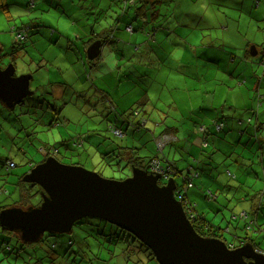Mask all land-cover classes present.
Instances as JSON below:
<instances>
[{
	"label": "rangeland",
	"instance_id": "rangeland-1",
	"mask_svg": "<svg viewBox=\"0 0 264 264\" xmlns=\"http://www.w3.org/2000/svg\"><path fill=\"white\" fill-rule=\"evenodd\" d=\"M32 1L6 0L10 19L0 10V65L5 67L13 63L15 75L32 74L29 87L33 91L13 109L0 103V206L27 207L40 203L42 189L36 184L24 182L22 178L31 168L28 160L34 165L44 158L41 147L50 152L56 149L53 155L63 163L82 165L107 178L122 179L132 173L130 165L124 164L123 158V161L116 163L111 160V152L98 150L93 145H86L84 150L83 143L79 147L74 146L68 136L86 132L93 133L90 137L101 138V141L108 144L118 140L122 142L124 137L111 138V134L106 132L110 113L103 107L106 105L103 96L105 91L103 93L98 88L115 86V92L118 93L115 96L118 98L114 101L117 104H130L143 96L149 98L146 106L136 103L132 109L123 112L129 113L132 120L142 117L145 129L135 131L134 135L142 138L138 147L144 160L156 152L153 137L159 133L157 128L167 125L177 127L184 123L189 126L191 119L185 117L186 120H183L181 114L186 103L190 105L193 98L197 100L204 96L201 101L204 105L215 100L217 106L225 103L227 106L231 104L241 107L244 102L249 104L256 92L264 93V63L254 65L257 77H251L250 69H246L249 76L238 82L237 79L231 81L227 73H223L222 68L216 64L207 60L208 66L202 63L206 56L212 55L211 51L205 50L211 44L218 54L224 53V46L231 47L228 43L238 45L230 34L240 39H257L261 49L254 57L261 56L264 59V20L258 21L253 16V10L264 16V0H248L245 3H241V0H147L139 14L132 12L131 7H124L130 5L128 0L127 4L121 0H113L111 3L109 0H35L36 5L29 6ZM114 13H124L117 30L124 38L133 32L129 29L125 32L123 27L127 23L136 27V16L146 14L149 18V13L154 15L150 19V30L158 33H151V37H148L146 31L142 32L137 27L138 30L134 31L135 35L138 34L135 41L136 44L143 42V47L137 50L135 45H130L126 54L119 59L128 61L126 70L131 71L130 74L133 71H139V74L149 71L146 78L155 80L147 88L140 83L127 90L130 83L118 85L112 74L96 75L92 70V59L86 56L92 31L97 33L107 28ZM18 31L25 35V39L16 38ZM248 53H253L251 45L247 48ZM149 60L154 62L155 68L149 69L143 65ZM183 62H198L200 66L195 68L198 77L192 72L194 68L190 67L186 70L192 69L191 74H185ZM213 72L216 73L215 79L212 78ZM204 74L207 79L203 77ZM261 80L262 88L259 86ZM108 81L109 85H106ZM144 92L148 93L142 94ZM175 106L178 109H169ZM253 107H260L259 117L264 122V103ZM135 110H139V113ZM119 115L123 117V114ZM159 116L165 117L164 125L157 122ZM213 127V130L218 129ZM152 128L156 131H151ZM129 134L125 138L127 141H130ZM143 134L146 136L143 137ZM239 136L237 138L240 142L235 141V152L232 155L231 145L225 143V148L220 146L221 150H215L212 140L208 141V146L203 150L208 152L207 155L215 153L213 158L207 160L210 176L206 177L200 171L194 179V185L188 190V196L196 203V210L210 223L222 228L221 234L228 244L236 245L246 241L244 237L250 238L247 235L252 236L256 242V239L264 238L262 234H257L256 228L247 227L241 214H238L242 203L252 201L253 197L248 194H253L259 187L264 189V174L257 164L247 163L245 168L242 166V174L241 170L233 166L235 158L247 162L254 160V156H260L257 143L244 146L247 136ZM171 139V134L162 135L156 142L163 147ZM182 139L192 145L196 156L201 152L199 149L197 151V142H190L185 137ZM85 140L88 144L89 137ZM250 140L251 143L255 141L253 137ZM165 147L166 153L171 151V155L180 154L175 155L174 159H179L177 167L185 173L188 167L183 166L182 158L187 154V146L180 147L186 152L185 155L176 149V144L175 147ZM9 158L16 166L7 170L6 161ZM142 163L144 166L147 164L143 159ZM252 170H258L257 178L252 176ZM175 180L177 187L183 190L182 176L176 175ZM257 180L259 182L255 186ZM158 182L164 184L167 179L161 177ZM207 192L216 195L217 199H208ZM235 202L237 206H233ZM257 214L260 221H264V202ZM226 226L230 230L225 229ZM6 243L10 245L9 249ZM137 247L139 243L133 236L98 217H83L75 221L70 233L44 232L41 239L34 243H25L16 233L0 228V264H159L148 250Z\"/></svg>",
	"mask_w": 264,
	"mask_h": 264
},
{
	"label": "water",
	"instance_id": "water-1",
	"mask_svg": "<svg viewBox=\"0 0 264 264\" xmlns=\"http://www.w3.org/2000/svg\"><path fill=\"white\" fill-rule=\"evenodd\" d=\"M100 47L99 39L92 41L87 57L97 58ZM14 72L13 63L0 65V103L9 109L33 93L32 74ZM130 168L132 173L125 178H107L49 155L22 178L42 189L40 203L1 208L0 227L17 233L25 243H34L44 232L70 233L75 221L98 217L133 234L159 264H264V252L251 240L230 247L224 239L196 232L175 197L174 177L160 184L162 173Z\"/></svg>",
	"mask_w": 264,
	"mask_h": 264
},
{
	"label": "crops",
	"instance_id": "crops-1",
	"mask_svg": "<svg viewBox=\"0 0 264 264\" xmlns=\"http://www.w3.org/2000/svg\"><path fill=\"white\" fill-rule=\"evenodd\" d=\"M101 1V0H98ZM111 1L113 0H109V3H111ZM126 0H123V2H125ZM133 1L135 2V4L133 5L134 7H132V12L135 11V9L139 6H141L138 10L136 9V13L139 14V11L142 8V5L145 6L147 4V0H129L130 4H133ZM138 1V2H137ZM248 2V0H241V3H245ZM34 5H36L35 0H33ZM135 8V9H134ZM144 11H142L143 13ZM115 16H112V20L109 21V26L107 28H104L102 31H99L97 33H95L94 31H92V35L91 38L92 40H90L89 42L91 43L92 41H94L95 39H99L101 41V47H100V54L97 57V61H94V59L92 60V64L94 65V67L92 68L93 72H95L96 75H99L101 73L103 74H108V75H113L116 79H117V84L120 85L122 83H130L131 85L126 88L127 90L133 88L134 86H136V84H140L143 83L144 87H148L149 85H152L153 78H146V74H149V71L147 72H143L141 74H139V71L136 72H132L126 70V67L128 65V61L127 60H121L119 61L120 57H123L124 54H126L127 52V48H129L130 45H135L137 47V50H139L141 47H143L144 44H142L143 42L137 43L135 41V38H137L138 34H134V31H137L138 28L140 30H142V32L146 31V34L148 35V37H151V33L152 34H157L158 32L156 30L152 31L150 30V19L153 18V13H149V18L148 16L145 15H138L135 18V21H137V26H133L130 23H127L124 27H123V31H127L129 29V31H132V34H128V37L124 38L121 37L119 32H117L118 27L121 25V22L123 21V18L121 17L120 19L118 18V13H114ZM253 16H255V19L258 21L264 20V16H262L259 12L254 11L253 10ZM132 15V13H131ZM6 17L8 19L11 18V14L9 12V7H8V12L6 13ZM114 21V23H113ZM138 27V28H137ZM224 27V26H222ZM34 28V27H32ZM31 28V29H32ZM114 31H113V30ZM158 29H162V28H158ZM228 29V27L226 28ZM93 30V29H92ZM164 29H162L163 31ZM162 31H160V33H162ZM98 34V37H95L93 35ZM237 42V43H228L229 48H227L226 46H224L223 52L224 53H215V46L214 45H210L209 47L205 48V50H209L212 52V55H208L204 58L203 66H208L206 65V61H209L212 64H216L217 66H219V68H222L221 71L226 72L227 73V77L232 81L237 79L236 82H238V80L242 81L244 78H247L249 75L246 74V69H250V76L253 77H257L256 73L257 70L256 68H253L254 65H259V63H264L262 62L264 59L260 57L255 58L254 56L258 53V51L261 49L259 48V43L257 39H240L239 37H237L234 34H230ZM93 36V37H92ZM232 42V41H231ZM89 43V44H90ZM249 45H251V50H252V54L248 53L247 54V48L249 47ZM88 47V46H87ZM227 48V49H226ZM212 49V50H211ZM222 50V49H220ZM231 50V51H228ZM115 54V55H114ZM87 56V55H86ZM261 58V59H260ZM96 59V58H95ZM141 63V62H139ZM136 64V62H134V65ZM133 65V67H134ZM143 65L145 67H148L149 69L151 68H155V64L154 62H151L150 60L147 63H143ZM184 65V73L185 74H191V70L186 68H194L192 70V72H194L196 74V76L198 77V72L195 68H199V63L196 62L195 64L190 63V62H183ZM227 68V69H225ZM225 69V70H224ZM182 71V73H183ZM206 72V71H205ZM151 73V72H150ZM216 73L213 72L212 78L215 79ZM203 77L205 79H207V75L204 74ZM137 79V80H136ZM141 79H143V81H141ZM208 79H210L208 77ZM219 80V79H217ZM262 81V80H261ZM115 82V81H114ZM234 81V83H236ZM106 85H109V81L107 83H105ZM98 88V87H97ZM115 86H110L108 89L107 88H98V90L102 91L104 93L105 91V95L104 96V100H106V105L103 107L106 109V112L110 113V118L107 119L109 123H112V121H115L118 125H120L121 127H123L124 129H126V135H123L122 137L123 140L121 142V140L119 141H113L114 143L122 146L124 145L125 147H129L132 149V151L136 152V155H140V150H139V145H141L142 142V138L140 136H135L134 132L135 131H139L141 129V126L134 124L135 121L139 118V116L137 117V119L132 120V118L130 117V114H126L123 113L126 110H130L132 109V107L134 106V104H141L146 106V103L149 101L148 97H142L141 99H135L133 100L130 104L128 103H124V104H118L114 101L116 100V98H118V96H115V94H118L117 92H115ZM112 91H114V93H112ZM148 92H144L142 94H147ZM201 95V94H200ZM215 96V95H214ZM248 99L250 98V96H247ZM236 99H238L236 97ZM139 100V101H138ZM204 100V96L201 98H197V100H195L193 98V101L190 103V105H186L184 106V111L182 112V116H184L182 119L186 120V118H190V124L189 126H185V123L183 125H178L177 127L174 125H167L165 127L162 128H157L159 130H157V132H161L163 130L167 131L169 134H171L173 136V139H171L170 142H166V146H172L175 147L176 144V149H180V147H185L187 146V154L186 152H184L182 149H180V151L183 153L185 157L182 158L183 159V166H187L188 168H192L195 165H197V168L201 166V168H204L203 172L204 175L206 177H209L210 175L207 174L208 172V164H207V160L209 158H205L204 157V151L202 146V141L203 140H207V142L211 139L212 143L216 146H218L220 148V146H223V148H225L227 143L228 145H231V147L235 148V140L237 138V136H239V132L237 130H242V132L244 131V133H240L241 137L243 136V134L246 133L247 129H248V125L249 123L246 121V119L249 117L250 122L252 121V119H254V115L252 112V108H254L253 106H255V95L253 97H251V101L249 104H246L245 102L243 103V105L241 107H238V105L232 106L230 105H225V103H221L219 106H217L215 104V100L212 102H210V99L208 100L210 102L209 105H204V103H201V101ZM117 101V100H116ZM194 102V103H193ZM128 105V106H127ZM140 105V107H141ZM127 106V107H126ZM138 106V105H137ZM198 106V107H197ZM122 107V108H121ZM178 109V106L175 107H169V109ZM229 108V110H227ZM260 107H258L259 110ZM115 110V111H114ZM147 112V111H146ZM119 114H123V117H120ZM144 117L145 114L141 113ZM160 114H166L164 112H161ZM112 115V116H111ZM258 115V113H257ZM109 116V115H108ZM186 117V118H185ZM147 118V117H146ZM160 119H157V122L159 124L164 125L165 124V120H164V116H159ZM258 119H260L259 115H258ZM110 120V121H109ZM139 120V119H138ZM148 120V119H147ZM145 123H146V119H144ZM130 122H132V124L136 125V127L133 126H128V123L130 124ZM223 123L222 127L218 128V129H214L213 130V126H215L216 123ZM167 123L170 124V122L167 120ZM157 127V126H156ZM155 128V127H154ZM152 128L151 131H156V129ZM131 130L132 133H130V141H127L125 138H127L128 135V131ZM178 133V134H177ZM81 134L84 135V141L82 146L84 147V150H86V145L89 146H96L98 150L104 149L105 145L108 144L107 142H103V140L101 141V138H97V137H90L93 135V133L90 134H86V132L83 133H73V134H69V138L72 139V145L74 146H81V144H74V140L73 138L75 136H80ZM97 135V134H96ZM146 134H143V137H145ZM157 137L159 135H156ZM156 136H154V141L156 140ZM239 136V137H240ZM89 137V141L88 144H86V138ZM188 138L190 142H197V151L198 149L201 150V152H198V155H195V151L192 150V145H188V143H186L185 141H183L182 138ZM148 138H150V136H148ZM104 139V137H103ZM119 139V138H118ZM147 141V140H145ZM142 144H144V142ZM224 143V144H221ZM111 146L114 147V144L111 142L110 143ZM107 149L109 150L110 148L108 147V145H106ZM164 146V145H163ZM119 147V146H118ZM105 148V150H107ZM166 147L164 146L162 151H164ZM40 151L43 153L44 158L51 155L50 152L45 151L43 149V147L40 148ZM50 151V150H49ZM126 152H129L127 150H125ZM47 152V153H45ZM171 151H169V153L165 151V155L167 158H169L173 164L177 167L178 165V160H175V155L178 156L180 154H176V153H170ZM193 152V153H192ZM81 153H83V151H81ZM80 153V154H81ZM101 153V151H100ZM119 153V151H118ZM202 153V154H201ZM48 154V155H47ZM79 153H77V155H80ZM102 154V153H101ZM28 162L30 164H32L33 162H31V160H28ZM186 162V163H185ZM203 162V165H200ZM237 163V167L240 168L241 170L243 169L242 166L246 167L247 163H249V161L245 162L242 160H238V158L236 159ZM163 163V162H162ZM264 164V155L262 156V163ZM259 169V166H258ZM262 169V168H261ZM187 170V169H186ZM258 171V170H257ZM257 171H252V176L255 175V178L258 177ZM209 173V172H208ZM261 173L263 174V172L261 171ZM258 180L255 182V186L258 184ZM259 187V186H257ZM260 189L262 187H259ZM259 189H256V191L253 194H248L250 196L253 197L252 201L248 200V202H244L242 203L240 206H242V208L239 210V213L242 212H248V215L246 217V221L245 222H249L252 223L253 226H257L258 228L255 229V231L257 232L258 235H260L261 233H263V237H264V232L262 231V228H264V221H260V218L258 217V214L255 213V208H256V192H258ZM188 193V191H187ZM255 195V197H254ZM189 197V196H188ZM190 198V197H189ZM217 198V197H216ZM238 204L235 202V204L233 206H237ZM238 214L234 215L237 216ZM228 227V230H230L229 226H226L225 228ZM261 232V233H260ZM250 238L247 239H243V240H251L253 243L259 244V246H263V249H261L260 247H257L260 250H264V238H260V239H256L257 242L255 241V239H252V236L247 235ZM254 238V237H253ZM239 239V237H238ZM236 245V244H234Z\"/></svg>",
	"mask_w": 264,
	"mask_h": 264
},
{
	"label": "trees",
	"instance_id": "trees-1",
	"mask_svg": "<svg viewBox=\"0 0 264 264\" xmlns=\"http://www.w3.org/2000/svg\"><path fill=\"white\" fill-rule=\"evenodd\" d=\"M114 1H118V0H114ZM122 2H123V0H121ZM120 1V2H121ZM127 1V0H126ZM123 2V4H127L128 3V1L127 2ZM139 1V0H138ZM137 1V2H138ZM135 4V2L133 1V4H130V5H128V6H125L124 5V7H126V8H128V7H134L133 5ZM119 5V4H118ZM120 6V5H119ZM141 6H139V7H137L136 9L138 10L139 8H140ZM135 9V8H134ZM136 9H135V12H136ZM0 10L1 11H3L5 14L8 12V5H7V3H6V0H0ZM105 11V10H104ZM124 16V13L121 15V14H119L118 15V18L120 19L121 17H123ZM29 26V25H28ZM93 36H95V37H98L99 35L98 34H95V35H93ZM92 36V37H93ZM262 62H264V60L262 61ZM259 86L262 88V81H260L259 82ZM258 87V86H257ZM255 98H256V101H255V104H257V105H260V104H263L264 103V93H261V92H256L255 93ZM252 110V112H253V117H254V119H252V121L250 122V119L251 118H247L246 119V121L249 123V125L247 126L248 127V129H247V131H246V133L245 134H243V136L244 135H246L247 136V140L245 141V143H244V146H247L248 145V147L250 146V145H254L255 143H257V145H258V147H259V152H260V156H259V158H256L255 156H254V160H250L249 161V163H251L252 165H255V164H257L260 168H262V172H263V174H264V164H261L262 163V156L264 155V127H263V121L261 122V120L260 119H258V115H259V110H258V107L256 108H252L251 109ZM135 112L136 113H139V110H135ZM257 113H258V115H257ZM137 119V118H136ZM139 119V120H138ZM136 121H135V123L134 124H137V125H139V126H141V128H143V129H145V125H143L142 124V117L140 118H138ZM135 120V119H134ZM110 121V120H109ZM219 123V122H218ZM218 123H216V124H218ZM134 124H132V122H130V124L128 123V126H133V127H136V125H134ZM215 124V125H216ZM221 124H223L222 122H221ZM109 125H112L114 128H116V129H119L121 132H122V134L123 135H126V129H124L123 127H121L120 125H118L115 121H112V123H109L108 122V120H107V123H106V132L107 133H110L111 135H110V137L112 138V136H115L113 133H112V131H110V129H109ZM222 127V126H221ZM239 133H244V131L242 132V130H237ZM129 133H132V131L131 130H129L128 131ZM128 133V134H129ZM169 133L167 132V131H165V130H163V131H161V132H159L158 133V137H161L162 135H168ZM122 135V136H123ZM241 135V134H240ZM115 137H120V136H115ZM157 136L155 137L156 139L158 138ZM250 137H253L254 139H255V141H254V143H251L252 141L250 140ZM76 138H80L81 139V142L83 143V141H84V135H80V136H75L74 138H73V140H76ZM236 140H240L239 138H236ZM235 140V141H236ZM120 141V140H119ZM171 141V140H170ZM170 141H168V142H170ZM113 142V141H112ZM240 142V141H239ZM155 143H156V152L154 151V153L150 156V157H148V159H146V160H144V158L142 157V156H139V155H136V152H134V151H132V149L131 148H129V147H125L124 145H122V146H120V145H118V144H114V142H113V144H114V147L113 146H111L110 144H106V145H108V147L110 148L109 150L106 148L107 146L105 145V147H104V149L106 148L107 150H105L104 152H106V151H108V152H111V154H112V158H111V160L112 161H115L116 163L117 162H119V161H125V163L124 164H128V165H133V166H138V167H141V168H147V166L149 165V163L151 162V160L153 159V158H156V159H158V160H160V161H162L163 162V165L168 169V171L170 170V171H173L174 170V168H175V165L173 164V162L169 159V158H167L166 157V155H165V152L164 151H162V149H163V147L164 146H166V144H164V146L161 148V149H158V146H157V142H156V140H155ZM81 144V143H80ZM119 146V147H118ZM206 146H208V142H207V140H203L202 141V148L204 149V147H206ZM231 147V146H230ZM214 148H215V150H218V149H222L221 147L219 148L218 146H216V145H214ZM251 149H254V148H252V147H250ZM125 150H127V151H129V152H126ZM118 151H119V153H118ZM202 151H204V150H202ZM235 152V148L234 147H231L230 148V154L232 155L233 153ZM102 153V152H101ZM107 153V152H106ZM204 157L206 158H209V159H211V158H213V155L215 154V153H213V152H210V154L209 155H207L206 153H208V152H205L204 151ZM256 153V152H255ZM103 154V153H102ZM117 156V157H116ZM114 158H116V159H114ZM122 158H123V160H122ZM9 159H11V158H9ZM44 159V158H43ZM42 159V160H43ZM142 159H143V162H147V164L144 166L143 165V163H142ZM236 159L237 158H235L234 159V161H233V166L235 167V169L236 170H241L240 168H238L237 167V163L238 162H236ZM8 160V159H7ZM42 160H40V161H42ZM40 161H38V162H40ZM120 165V164H119ZM245 168V167H244ZM244 168L241 170V174L244 172ZM203 170H204V168H200V167H198V168H194V167H192V168H188L187 170H186V172L185 173H182V171H179V169L177 168V170H176V172H174L173 173V175L172 176H174V178L176 177V175H181L182 176V178H183V186H184V188H183V190H181L180 188H179V190L181 191V193H182V195H183V197L185 198V199H187V200H189L191 203H192V209H193V211H194V218L191 220V223H192V225H193V227H194V229L196 230V232H198L200 235H202V236H213V237H218V238H221V239H224L223 238V235L221 234L222 233V228H220L219 226H216V225H213L212 223H210L208 220H206V218L204 217V215L203 214H201V213H199L197 210H196V208H195V206H196V203L194 202V201H192L189 197H188V193H187V191L194 185V179L195 178H197L198 176H199V174H200V171L202 172V174L204 175V172H203ZM253 171V170H252ZM207 174H209V173H207ZM205 176V175H204ZM233 176H234V179H236L237 178V176H235V173L233 174ZM232 176V177H233ZM176 181V180H175ZM159 183V182H158ZM190 184L189 186H187V188H185V186L187 185V184ZM29 184H31V185H34V183H29ZM176 187H177V183H176ZM178 188V187H177ZM184 189H185V191H184ZM256 194V197H257V199H256V208H255V213H257V210L258 209H260V207H261V204L264 202V189H259V191L258 192H256L255 193ZM206 196L208 197V199H217L216 198V195H213L211 192H207L206 193ZM254 197H255V195H254ZM10 206V205H9ZM4 207H7V206H0V209L1 208H4ZM241 214V217L243 218V220H245L246 221V217H247V215H248V212H242V213H240ZM236 217V216H235ZM238 218V217H237ZM247 223V227H249V228H252V227H254V229L256 228H258L257 226H253L252 225V223H249V222H246ZM1 228V227H0ZM120 228V227H119ZM228 228V227H227ZM2 229V228H1ZM121 229V228H120ZM226 229V228H225ZM121 230H124V229H121ZM3 231H6V232H11V231H8V230H5V229H3ZM126 233H128L130 236H133L134 237V240H137L138 241V243H139V247H137V248H143V249H145V250H148V253L150 254V256H152L153 255V253L150 251V249L145 245V244H143L138 238H136L133 234H131L130 232H128V231H126V230H124ZM223 231H224V229H223ZM262 231L264 232V228H262ZM15 233V232H14ZM261 233V232H260ZM17 234V233H16ZM262 235H263V233H261ZM18 235V234H17ZM19 236V235H18ZM245 239H247L246 237H244ZM41 239V238H40ZM39 239V240H40ZM38 240V241H39ZM225 240V239H224ZM227 243V242H226ZM253 243V242H252ZM4 244V243H3ZM228 244V243H227ZM254 244V246L256 247H260L259 246V244L257 243V244H255V243H253ZM5 246H6V248H10V245L8 244V243H6L5 244ZM53 246V245H52ZM256 247V248H257ZM261 248V247H260ZM260 250V249H259ZM263 252H264V250H262ZM129 255V254H128Z\"/></svg>",
	"mask_w": 264,
	"mask_h": 264
},
{
	"label": "built area",
	"instance_id": "built-area-1",
	"mask_svg": "<svg viewBox=\"0 0 264 264\" xmlns=\"http://www.w3.org/2000/svg\"><path fill=\"white\" fill-rule=\"evenodd\" d=\"M32 5H34V2L33 1L31 3H29V6H32ZM16 38L18 40H23V39H25V35L22 34V32L18 31L17 32V35H16ZM221 126H222L221 123L216 124V127L217 128H220ZM109 129H110V131H112V133L115 136H122L123 135L122 132L119 129L114 128L112 125H109ZM80 143H81V139L80 138H76V140H74V144H80ZM158 144L159 143H157L158 149H161L162 147L159 146ZM56 151L57 150L55 149L52 152H50V151H48V152H50V154L53 155V152H56ZM45 153H47V152H45ZM15 166H16V163L12 159H8L6 161V169L7 170H10L11 168H13ZM166 167L163 165V163L160 160H158L156 158H153L151 160V162L149 163V165H148L149 170H151L153 172L162 173L163 174V177L167 179L169 176H172L173 173L176 172L177 169L174 168L173 171H170V170L168 171V169ZM189 185L190 184L188 183L185 186V188H187V186H189ZM184 191H185V189H184ZM174 194H175V197L179 201H181L182 206H183V208L185 210V213H186L187 217L189 218V220L191 221L194 218V214H195L194 211H193V209H192V203L189 200H187V199H185L183 197L181 191L177 187L174 190Z\"/></svg>",
	"mask_w": 264,
	"mask_h": 264
},
{
	"label": "clouds",
	"instance_id": "clouds-1",
	"mask_svg": "<svg viewBox=\"0 0 264 264\" xmlns=\"http://www.w3.org/2000/svg\"><path fill=\"white\" fill-rule=\"evenodd\" d=\"M215 126H216V125H215ZM53 156H54V155H53ZM161 162H162V161H161ZM32 166H33V165L31 164V167H32ZM147 168H148V166H147ZM175 168L177 169L178 167H175ZM148 169H149V168H148ZM28 170H29V169H28ZM179 171H181V170H179ZM169 177H170V176H169ZM169 177H168V178H169ZM172 177H174V176H172ZM168 178H167V179H168ZM175 189H176V188H175ZM180 202H181V201H180ZM183 209H184V208H183ZM184 211H185V210H184ZM186 216H187V215H186ZM188 219H189V218H188ZM229 246H230V247H233V246H236V245H234V244L232 243V244H229Z\"/></svg>",
	"mask_w": 264,
	"mask_h": 264
}]
</instances>
